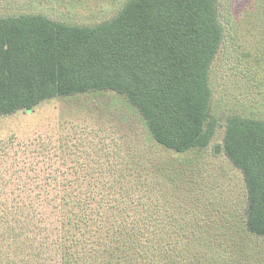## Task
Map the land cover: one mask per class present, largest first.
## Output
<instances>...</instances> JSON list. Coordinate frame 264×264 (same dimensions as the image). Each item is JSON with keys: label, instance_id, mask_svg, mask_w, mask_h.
<instances>
[{"label": "rangeland", "instance_id": "obj_1", "mask_svg": "<svg viewBox=\"0 0 264 264\" xmlns=\"http://www.w3.org/2000/svg\"><path fill=\"white\" fill-rule=\"evenodd\" d=\"M127 1L0 0V17L92 26ZM217 5L216 128L204 148L156 143L114 91L0 114V264H264V235L245 225L243 173L220 148L229 116L264 121V0Z\"/></svg>", "mask_w": 264, "mask_h": 264}, {"label": "trees", "instance_id": "obj_2", "mask_svg": "<svg viewBox=\"0 0 264 264\" xmlns=\"http://www.w3.org/2000/svg\"><path fill=\"white\" fill-rule=\"evenodd\" d=\"M218 14L217 0H128L92 26L0 17V114L114 91L138 110L156 143L178 153L204 148L216 128L208 69L222 39ZM220 148L244 176L246 228L264 235V121L229 116Z\"/></svg>", "mask_w": 264, "mask_h": 264}]
</instances>
